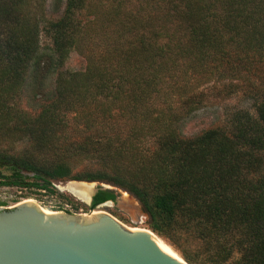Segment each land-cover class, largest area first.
<instances>
[{
  "label": "trees",
  "instance_id": "1",
  "mask_svg": "<svg viewBox=\"0 0 264 264\" xmlns=\"http://www.w3.org/2000/svg\"><path fill=\"white\" fill-rule=\"evenodd\" d=\"M140 2L145 3L135 12L125 11L117 31L110 35L112 44L103 39L104 55L89 62L83 80L89 85L95 81L96 92L87 105L98 104L94 101L100 98L104 117L114 108L133 116L146 112L147 124L134 130L153 138L154 150L141 155L151 167L140 164L133 182L115 175V168L107 170L103 162V170L85 180L126 188L149 215L150 229L188 264H205L201 255L219 260L213 264H223L228 257L243 264H264V0ZM88 3L66 0L63 16L44 31L53 42L51 53L44 54L39 24L29 26L19 18L24 1L0 0V66L16 64L26 70L33 65L35 72L45 64L47 71L61 66L76 50L75 34L81 25L77 17L87 11ZM174 22L180 26L170 27ZM115 57L121 59L116 74L109 64L117 61ZM124 64L132 69L125 72ZM221 81L229 83L221 91L225 96L239 93L243 83L246 89L240 90L249 95L255 114L240 110L225 127L183 138L178 124L208 100L200 89ZM121 83L129 85L130 91L122 92ZM174 97L178 109L172 107ZM126 99L132 106L125 107ZM157 99H164L168 108L148 106ZM141 103L142 110H137ZM76 104L72 101L70 107ZM56 107L52 99L40 113ZM116 149L125 151L122 145ZM10 158L17 170L15 179L2 181L1 177L0 187L49 188V181L23 183L21 172H34L37 179L43 169ZM56 172L59 179L66 173L62 167ZM116 199V191L99 189L90 209Z\"/></svg>",
  "mask_w": 264,
  "mask_h": 264
},
{
  "label": "rangeland",
  "instance_id": "2",
  "mask_svg": "<svg viewBox=\"0 0 264 264\" xmlns=\"http://www.w3.org/2000/svg\"><path fill=\"white\" fill-rule=\"evenodd\" d=\"M22 1L24 6L19 18L29 26L39 24L38 28L42 31L41 52L50 54L53 42L44 31L51 21L63 16L66 0ZM140 1L89 0L87 11L77 17L81 25L78 26L79 32L75 34L76 50H71L59 67L47 71L45 64L35 72L33 65L26 70L16 64L0 66V178H4H1L2 181L15 179L17 170L10 157H18L43 169V174L37 179L34 172H21L23 183H51L46 190L32 185L1 186L0 207L9 209L25 200H33L53 211L68 210L72 214L88 215L93 212H105L128 228L151 230L149 215L139 200L126 188L105 181L85 180L89 174L100 173L103 170V162L107 165V170L115 168L112 171L115 175L126 177L127 181L133 182L136 181L135 175L141 168L140 164L147 163L151 167L149 159L145 162L141 160V155L151 154L154 150L156 145L152 142L153 138L145 137L140 131L134 130L138 129L137 126L143 127V124H147L146 112L142 111L140 115L133 116L122 114L120 109L114 108L104 117L102 106L105 104H99L100 98L94 101L98 104L91 107L87 105L90 94L96 92L95 81L89 85L83 80L89 62L104 55L101 50L106 47L103 46V39L108 38L109 44H112L110 35L117 31L123 14L126 15L125 11L135 12L143 6L145 2ZM178 26L180 23L174 22L170 27L174 29ZM23 42L27 44V40ZM109 53L112 55L113 51ZM115 58L117 61L113 59L109 62L110 66L113 65L114 73L117 63L121 60L119 57ZM126 66L122 65L121 69L125 70ZM131 69L129 66L125 72ZM129 74L133 75L132 71ZM122 83V92L130 91L131 87ZM227 84L229 83L226 81L212 82L200 89L206 93L205 96L208 94V100L203 108L178 124L177 131L183 138L196 137L210 128L225 127L232 115L240 110L255 114V107L249 95L240 90L246 89L242 87L243 83L238 86L239 93L225 96L221 91ZM87 85L89 86L85 87ZM165 88L166 85L163 86V89ZM52 99L57 102L56 109L41 114V107ZM72 101L77 103L73 109L70 107ZM177 101L178 98L174 97L172 107L175 109H178ZM96 105L99 107L96 108ZM128 106L132 105L126 99L125 107ZM140 106L135 108L142 110V103ZM148 106L168 108L164 99L150 100ZM119 145L124 146L125 151L116 149ZM58 167H62L66 172L62 176L64 178L55 176ZM74 182L95 183L97 188L102 185L109 187L108 189L117 192V199L112 204L103 203L90 209L91 204L80 200L67 190L66 187ZM158 237L169 245L163 238ZM200 259L205 264L219 261L216 258L212 261L206 259V255H201ZM223 264L243 263H239L236 257H228L223 259Z\"/></svg>",
  "mask_w": 264,
  "mask_h": 264
},
{
  "label": "water",
  "instance_id": "3",
  "mask_svg": "<svg viewBox=\"0 0 264 264\" xmlns=\"http://www.w3.org/2000/svg\"><path fill=\"white\" fill-rule=\"evenodd\" d=\"M74 183L92 185L89 204L99 189L109 188ZM157 239L153 231L128 228L105 212L53 211L33 200L0 207V264H188L177 252L179 258L166 253Z\"/></svg>",
  "mask_w": 264,
  "mask_h": 264
},
{
  "label": "bare ground",
  "instance_id": "4",
  "mask_svg": "<svg viewBox=\"0 0 264 264\" xmlns=\"http://www.w3.org/2000/svg\"><path fill=\"white\" fill-rule=\"evenodd\" d=\"M66 188H67V190L69 192H71L73 195H75L76 197H78L80 200L87 201L86 199L91 194L93 187H92L91 184H75V183H70V185L68 187H66ZM46 211H48V210H46ZM157 242L163 248V250L166 253L170 254L173 257L179 258V256L175 253V251L169 245L167 246L160 239H157Z\"/></svg>",
  "mask_w": 264,
  "mask_h": 264
}]
</instances>
